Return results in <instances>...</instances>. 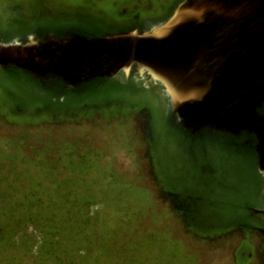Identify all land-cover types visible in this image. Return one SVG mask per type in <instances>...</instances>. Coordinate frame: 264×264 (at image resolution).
Instances as JSON below:
<instances>
[{
    "label": "rangeland",
    "instance_id": "obj_1",
    "mask_svg": "<svg viewBox=\"0 0 264 264\" xmlns=\"http://www.w3.org/2000/svg\"><path fill=\"white\" fill-rule=\"evenodd\" d=\"M179 1L0 0V41L144 28ZM90 62L69 68L71 82L0 67V154L28 159L0 161V264H264L262 225L247 210L264 206L246 198L252 160L207 131L227 127L185 128L159 87L105 78L106 63L89 75ZM43 160L48 183L79 188L71 200L84 207V232L70 234L78 241L57 242L60 261L44 256L52 237L39 220L13 215Z\"/></svg>",
    "mask_w": 264,
    "mask_h": 264
},
{
    "label": "water",
    "instance_id": "obj_2",
    "mask_svg": "<svg viewBox=\"0 0 264 264\" xmlns=\"http://www.w3.org/2000/svg\"><path fill=\"white\" fill-rule=\"evenodd\" d=\"M85 56L89 75L106 63L105 78L131 76L159 87L185 128H252L264 100V0H180L165 19L140 30L0 41V67L14 64L40 77L49 72L71 82L67 71Z\"/></svg>",
    "mask_w": 264,
    "mask_h": 264
},
{
    "label": "trees",
    "instance_id": "obj_3",
    "mask_svg": "<svg viewBox=\"0 0 264 264\" xmlns=\"http://www.w3.org/2000/svg\"><path fill=\"white\" fill-rule=\"evenodd\" d=\"M156 21L160 20H155L148 25L155 23ZM0 161H9L13 164L19 162L26 163L28 162V159L24 156L20 157L18 154H0ZM44 162L45 160L38 163L40 166V178L38 180H32L30 187H28V191L31 195H26V197L22 199L21 203L17 205L16 212L13 215H16L17 218H25L26 222L31 224L34 221L39 220L40 224L49 231L52 237V246H50L51 248H45L43 251L44 256L51 257L53 259L55 258V260L60 261L61 256L65 254L64 252L66 250H64L65 248L62 250L56 249V246L58 245L57 242L67 243L69 241L74 243L75 240L78 241V239L72 240L70 234H77L78 232L79 234H82L84 232L85 229L82 222V210L84 207L80 203H74L71 200L73 195H76L78 191H81L79 188L75 187L74 189H71L66 181L55 180L52 184L48 183L51 172H49L47 169L48 167L44 165ZM10 171L12 172L13 177H18L14 171ZM9 187L12 188V185ZM13 190L14 192L27 194V190ZM24 226L25 223H23V225L19 223L16 228L12 227L15 237L18 235L20 236ZM13 242V240L12 242L10 241L11 251H14L12 248ZM29 250L30 248L28 251ZM57 250L61 252L63 251V253L59 254Z\"/></svg>",
    "mask_w": 264,
    "mask_h": 264
},
{
    "label": "flooded vegetation",
    "instance_id": "obj_4",
    "mask_svg": "<svg viewBox=\"0 0 264 264\" xmlns=\"http://www.w3.org/2000/svg\"><path fill=\"white\" fill-rule=\"evenodd\" d=\"M158 22V21H156ZM142 28H139L140 30ZM23 35L22 37H26ZM105 68V67H104ZM104 71H102L103 73ZM101 73V74H102ZM258 117L254 127H240V128H224L223 130L207 129L208 132L221 135L229 141V143L236 145L238 143L241 148L244 158L247 156L252 160L254 170V177L249 183L247 199L255 196L264 199V100L257 104L255 108ZM197 133L191 134L196 136ZM259 169L262 173L259 172ZM245 187V189H247ZM248 213L256 218L258 224L262 225L259 230L264 235V206L261 207H247ZM264 239V238H263Z\"/></svg>",
    "mask_w": 264,
    "mask_h": 264
}]
</instances>
